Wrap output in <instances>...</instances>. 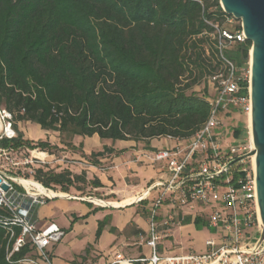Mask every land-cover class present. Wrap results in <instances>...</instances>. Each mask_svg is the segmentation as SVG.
I'll use <instances>...</instances> for the list:
<instances>
[{
	"label": "trees",
	"instance_id": "obj_1",
	"mask_svg": "<svg viewBox=\"0 0 264 264\" xmlns=\"http://www.w3.org/2000/svg\"><path fill=\"white\" fill-rule=\"evenodd\" d=\"M232 17L219 0H0V106L17 132L0 139V147L60 149L24 138L20 121L59 132L60 143L74 149L79 135L143 141L150 150L154 138H193L212 112L207 92L195 89L202 78L226 71L227 59L238 68L239 94L249 91L243 49L252 43L218 46L223 22ZM243 129V123L234 128V137ZM123 151L108 145L89 159L99 165L100 157ZM34 177L62 192L101 185L69 168L36 167ZM202 223L197 216L196 226ZM10 237L0 222V264L36 257L27 242L8 261Z\"/></svg>",
	"mask_w": 264,
	"mask_h": 264
},
{
	"label": "built area",
	"instance_id": "obj_2",
	"mask_svg": "<svg viewBox=\"0 0 264 264\" xmlns=\"http://www.w3.org/2000/svg\"><path fill=\"white\" fill-rule=\"evenodd\" d=\"M246 40L243 28L235 32L223 29L218 46L222 50L228 41L237 43ZM225 61L226 71L209 78V82L214 85L215 95L213 98L209 97V93L207 95L212 112L203 128L189 140L177 139V145L153 152H142V155L152 159V163H160L167 172L165 176L149 184L136 199L139 203H150L147 204L149 234L145 238L150 254L135 260L122 259L118 254L112 264H123L127 261L132 264H264V239H260L263 227L257 198L255 156L250 154L255 149L254 143L251 140L250 147L235 142L224 145L219 120L221 110L230 107L252 113L250 86L247 95L239 94L241 81L237 76L238 68L231 61ZM250 76L251 67L242 78L251 83ZM0 113L4 119H9L6 125L3 124L4 130L1 133L4 134L0 135V139L5 136L16 137L17 132L12 128L11 113L7 109L0 110ZM35 150L44 152L49 157L48 152L38 148ZM35 150L29 149L31 158L20 156L23 154L22 149L0 147V222L8 226L10 240L14 238L7 260L9 261L15 252H19L27 242L31 243L36 254V257L27 255L16 261L18 264H52L47 249L53 243L62 241L66 235L59 228H40L36 219L37 208L53 198L81 199L70 191L62 192L64 196L49 195L25 186L23 179H37L34 175H19L21 166L34 164L33 159L46 162L47 157L42 159L34 156ZM51 157L57 160L54 154ZM247 158L251 159L248 166L245 162ZM40 184L43 185L41 182ZM45 189L61 192L52 187ZM91 199L90 197L88 200L93 202ZM165 202L172 205L174 214L169 212L167 217L160 221L157 213ZM192 202L213 209L207 224L210 229L219 233V239L206 241V253L165 254V251L161 250V241L167 233L161 230V226L170 228L174 222L175 225H182L183 220L176 209ZM15 226L21 228L19 235H15ZM255 228L257 230L252 231Z\"/></svg>",
	"mask_w": 264,
	"mask_h": 264
},
{
	"label": "crops",
	"instance_id": "obj_3",
	"mask_svg": "<svg viewBox=\"0 0 264 264\" xmlns=\"http://www.w3.org/2000/svg\"><path fill=\"white\" fill-rule=\"evenodd\" d=\"M79 136L83 139V146L78 147L75 145L76 149H69L65 145L67 150L62 151L64 154L62 158L65 159V157L72 155V158L77 160L76 164L69 165L66 162L67 164H65L61 170L69 168L74 174L79 175L82 171H85L89 181L98 178L101 185L94 187L89 184L85 186L84 190H78L72 187L70 188V192L79 195L81 199L74 200L68 198H56L57 201L51 203L52 205L47 202L45 205L38 207L36 212L38 226L42 228L46 222H49L54 218L53 216L58 211L68 215L70 212L76 214L79 209L81 212H86L90 209L86 206H82L81 208L71 206L70 203L75 201H84L85 203H89L91 204V208H102L105 213L114 211L117 213V216H114L113 214L112 223L104 228L100 240H97L94 244L88 243L86 246L82 244L80 246L82 248L76 250L72 249L68 253L66 252L67 256L65 259L63 256L56 255L55 251L58 247H56L57 245H53V252L49 251L51 254V263L112 264L118 254L121 255L122 259L132 260L141 258V256H148L150 254L149 246L145 243V238L149 234L148 229L150 221L147 210L148 203H139L136 199L149 184H151L155 179L165 176L167 172L164 168H162L160 163H152V159L142 155V152H153L159 149L167 148V146L177 145L179 143L178 140L170 137L157 138L159 139V142L164 140L166 143L159 145L154 142V140H156V138H154L150 141V146L153 148V150H150L147 148L146 143H136L132 140L113 141L109 139L112 141V144H109L110 147L115 148L117 151L123 149H125V151L119 154H106L105 156L99 158V165H93L89 156L94 151L100 150H95V142L92 141L95 136L99 138L100 136L98 134H94L92 137L82 135ZM73 141L74 138L72 139V144ZM57 145L60 147L64 146L60 143ZM86 190L89 192H86ZM98 195L101 198H98ZM90 197L94 203L88 200ZM133 198H135V200H131ZM195 206H198V210ZM203 208L207 209V207L201 203L192 202L185 204L184 206H179L176 209L179 217L183 220L182 225H175L174 222L170 228L161 226V230L167 233L165 238L162 240L164 242L167 241L161 245L162 251H168L169 253L177 251L175 229L184 230L183 227L185 224L192 223L194 221L195 214L201 217V210ZM132 209L133 212H135L131 215L133 218L126 217L125 213L129 210L131 211ZM169 212L174 214V208H172V205L170 204L165 207L163 213L164 216L159 217V220L162 221L166 218V214H169ZM209 215L210 214H208V216ZM47 217H49V219ZM202 219L205 220L204 217ZM113 227L115 228L114 231L112 230ZM62 230L67 236L68 230H66V228H63ZM70 244L73 246L74 241L72 240Z\"/></svg>",
	"mask_w": 264,
	"mask_h": 264
},
{
	"label": "rangeland",
	"instance_id": "obj_4",
	"mask_svg": "<svg viewBox=\"0 0 264 264\" xmlns=\"http://www.w3.org/2000/svg\"><path fill=\"white\" fill-rule=\"evenodd\" d=\"M230 21L226 20L223 22L222 28L229 30L231 32L237 31L238 27L241 25L242 22L240 19H235L234 17L229 18ZM222 29V30H223ZM237 46V43L234 41H228L225 43V47L227 49H235ZM248 66L250 69V61H248ZM198 85L195 86V89L197 92L200 94H203L205 91L207 92V95L209 93V97L213 98L215 95V89L214 85L209 82V78H202ZM4 108L0 106V110H3ZM0 116L3 120V124L6 125L9 122V119H4L2 117V114L0 113ZM219 120H220V126H221V132L224 136V145L230 144L235 142L236 144H243L247 146H251V130H250V114H248L246 111L242 110L241 108H227L225 110H221V113L219 115ZM11 122L13 123L12 128H14V123L15 120L14 118L11 119ZM240 123L244 124V129L242 131V134L239 138L234 137L233 132L234 128L238 127ZM17 126L19 130H21L24 133V138L32 140L34 143L38 141H48L51 144L57 145L60 143V133L57 131L53 130H43L39 124L36 122L32 123L30 121H20L17 123ZM4 132L0 133V135H3ZM82 137H74L73 144L76 146H83L82 145ZM92 142H95L94 148L95 150H100L102 151L105 146H108L109 144H112L111 140H102L99 137L95 136ZM142 144H145L143 141H140ZM156 144H166L164 140L162 142H159V139L156 138L154 140ZM117 143V142H116ZM61 144V143H60ZM147 144V143H146ZM63 145V144H61ZM60 149L53 148L50 151L47 150H42L38 148L39 150L48 152L49 157L46 158V162H40L37 161L36 159H33L34 164H31L27 167L22 165L21 171H19V175L24 174L27 177H32L34 175V171L36 170V167H44V168H51L60 171L65 164L69 165H74L76 164L77 160L75 158H72V155H69L67 157L62 158L64 155L62 151L67 150L65 148V145L63 147H60ZM69 149H74L71 147H68ZM76 149V148H75ZM23 154L20 156L24 157H30L32 158V153L29 151L28 148L24 147L22 148ZM32 151V150H31ZM54 154L56 159H53L51 155ZM251 159L247 158L245 159L246 166L250 165ZM67 162V163H66ZM61 190V189H57ZM86 192H89L86 190ZM98 198H101L99 195L97 196ZM57 199L53 198L48 201V204L56 202ZM93 203V202H92ZM145 203L150 204L149 201H145ZM71 206H76L78 208H81L82 206H86L90 208L86 212H81L80 209L76 214L74 213H69L68 215L62 213V212H57L53 217V219L49 222H46L44 226L42 227L43 229L49 228V229H63L66 228L68 230L67 236L65 235V239L60 242L53 243L50 245L47 249V252L49 256H51L50 252H53V245H57L56 247L57 250L55 251L56 255L63 256L64 259L66 258L67 254L69 251L80 249L82 244L84 246L88 245V243H96L97 240H100L102 236V231L104 228L108 225H111L112 219H113V214L114 216H117V213L114 211L112 212H107L105 213L102 208H91V204L85 203L84 201H75L70 203ZM96 204V202H95ZM52 205V204H51ZM167 202H165L158 210L157 216L161 217L164 216V209L167 206ZM198 210V206H195ZM132 211V212H131ZM129 210L125 213L126 217H132L131 215L135 212L132 210ZM202 215L201 217L205 218L204 223H202L199 227L196 226L195 224V219L197 218V214H195L194 221L192 223H187L184 225L183 229L184 230H176V244H177V251L176 252H170L174 254H185L189 252H194L196 254L200 253H206L208 252L207 240H214V239H219V233L216 232L215 230L213 231L210 229V227L207 224V219H208V214H210L213 209L211 207H207V209L203 208L201 210ZM167 215V214H166ZM49 219V217H47ZM133 218V217H132ZM103 223V228L99 232V225ZM76 227V229H75ZM76 230V231H74ZM257 230L252 229V231ZM74 241L73 246H71L70 242ZM167 241H161V245L166 243ZM172 246V245H171ZM170 246V247H171ZM173 247V246H172ZM65 253V254H63ZM149 253H150V248H149ZM168 251H165V254H170Z\"/></svg>",
	"mask_w": 264,
	"mask_h": 264
},
{
	"label": "water",
	"instance_id": "obj_5",
	"mask_svg": "<svg viewBox=\"0 0 264 264\" xmlns=\"http://www.w3.org/2000/svg\"><path fill=\"white\" fill-rule=\"evenodd\" d=\"M221 7L235 19H240L247 40L243 58L250 61V95L252 101L251 135L255 156L257 198L264 239V0H219Z\"/></svg>",
	"mask_w": 264,
	"mask_h": 264
},
{
	"label": "bare ground",
	"instance_id": "obj_6",
	"mask_svg": "<svg viewBox=\"0 0 264 264\" xmlns=\"http://www.w3.org/2000/svg\"><path fill=\"white\" fill-rule=\"evenodd\" d=\"M250 124H251V113H250ZM250 129H251V125H250ZM3 130H4L3 120H2V118L0 116V133ZM251 140L253 141L252 135H251ZM33 154H34V156L37 155V156L41 157L42 159L47 157L46 153L39 152L38 150H35L33 152ZM22 181H23V183L25 184V186L28 189L34 188L35 190H39L40 193H44V194L47 193L49 195H61V196H64V194L62 192H58V191H55V190H51V192H50L49 190H46L45 187H43L41 184L35 183V180L23 179ZM131 200H135V198H133ZM123 264H132V263L127 261V262H123Z\"/></svg>",
	"mask_w": 264,
	"mask_h": 264
}]
</instances>
